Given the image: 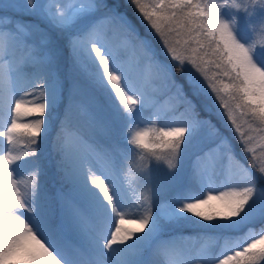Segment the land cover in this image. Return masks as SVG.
<instances>
[{
    "label": "snow or ice",
    "instance_id": "obj_1",
    "mask_svg": "<svg viewBox=\"0 0 264 264\" xmlns=\"http://www.w3.org/2000/svg\"><path fill=\"white\" fill-rule=\"evenodd\" d=\"M56 3L13 0L9 7L15 15L0 18V28L13 25L7 34L0 31V73L7 85L0 88V120L8 116L7 123L0 126V145L6 142L0 149V264H157L156 257H166L173 264L175 241L163 238L171 228L234 232L257 219L264 221V187L258 182L264 179V163L258 176L240 166L227 149L197 157L193 179L205 188V196H177L154 211L151 197L145 195L143 213L126 217L122 198L118 206L119 188L101 179L86 155L94 154L113 168L120 149L98 150L88 143L84 132L70 130V125L81 114L87 115L89 129L99 123L101 104L91 94L93 88L110 86L128 123L133 113L144 107L143 93L133 96L125 90L126 74L118 59L110 51L105 55L98 46L106 29L138 44L149 69L154 68L165 81L171 78L170 69L155 61L148 42L140 40L131 23L110 9L105 0H81L79 6L69 2L63 7H56ZM132 3L178 66L191 65L207 81L243 143L249 145L253 137L245 138L240 121L244 119L249 126L256 123L264 130V70L217 20L208 0ZM22 15L37 17L66 36L71 53L67 73L61 72L59 50L50 46L47 34L38 25L16 19ZM31 36L39 37L37 45L26 42ZM20 49H27L22 59L17 58ZM189 81L194 94L203 93L204 85L195 75L190 74ZM14 85L24 96L35 95L38 102L25 100ZM175 101L174 108H183L175 126L138 131L130 140L174 170L185 150L192 147L197 132L206 126L179 90ZM57 124L53 148L67 191L53 196L40 145ZM103 130L111 131L107 125ZM22 135L27 138L23 147ZM247 151L255 156V148L249 146ZM18 170L23 178L17 177ZM217 178L224 181L227 190L210 187ZM70 233L86 240V257L66 240ZM240 239L244 243L226 239V251L218 264H264V229L249 231ZM210 264L217 262L210 260Z\"/></svg>",
    "mask_w": 264,
    "mask_h": 264
},
{
    "label": "rangeland",
    "instance_id": "obj_2",
    "mask_svg": "<svg viewBox=\"0 0 264 264\" xmlns=\"http://www.w3.org/2000/svg\"><path fill=\"white\" fill-rule=\"evenodd\" d=\"M147 1L152 3V0ZM37 2L39 3L41 0H37ZM69 2L79 5L78 0H57L56 7L66 6ZM12 3L13 0H0V18L7 19L15 15L13 10L9 7ZM105 3L113 10L106 0ZM240 3L247 7L249 5V0H240ZM116 13L124 17L123 13ZM220 18L230 24L235 21V26L232 29L234 38L238 43L248 48L256 39V34L260 26L264 25V6L258 5L249 8L247 11L224 7L220 11ZM16 19L29 25L44 24L48 32L53 31L50 32L49 35L53 39V42L57 44V50L68 49L66 36L43 23L37 17L22 15L17 16ZM12 27L13 25H8L0 28V31L7 34ZM105 31V39L101 41L98 46L102 48L105 55H108L110 51L112 56L118 59L121 70L126 74V78L123 81L125 90L133 96L143 93L145 101L144 107L133 113V119L131 123H128L124 118L122 106H120L119 101L115 98L110 86H107L106 89L103 88L104 98L103 101H100L101 108L100 111H98L99 123L97 126L89 129L87 115L81 114L72 122L70 130L84 132L88 143L98 150L112 148L120 149V152L116 154V165L113 168L107 167L104 161L94 154L86 153V155L93 171L97 172L98 176L104 179L106 183H109L110 186L115 184V186L119 188V197L117 198L118 204L120 198L123 199V205L127 203L125 215L127 217L139 216L143 213L144 207L146 206L144 203L145 196L134 185L132 173L136 171L137 175L146 176L156 169H153L154 167L151 168L152 164L148 162L151 151L141 149L144 154L138 156L137 151H139V149L130 143L131 137L138 131H152L160 127L175 126L178 122L180 113L183 111L182 107L178 108V110L174 108L176 104L175 94L178 90L185 97H188V93L195 95V98L191 96L192 98L188 97L187 99H189L195 107L197 104L194 102H199L201 106H203L204 112H212L214 114L215 112L219 113V111L213 103L208 104L207 101L205 104V96L203 93L210 91V88H208L206 84L204 85L203 93L196 95L192 92L189 82V87L184 83H178L179 77H183L185 72L181 67H179L177 71L174 69V65L177 64L176 61L172 59L171 62H166L157 57L153 48L150 46L155 61L159 64L168 66L170 69L171 78L165 81L155 73L154 68L151 70L149 69V62L138 44L127 41L123 34L115 30L106 29ZM136 34L140 40L146 41L139 33ZM26 42L30 46L37 45L39 43V37H28ZM50 46L55 49L52 44H50ZM26 55L27 49H20L17 53V58L22 59ZM250 55L253 62L257 63V66L264 70V47L257 46L254 51H250ZM5 63H7V58L5 59ZM27 67L30 66H26V68ZM190 74L196 76V74L192 72ZM190 74L187 76L188 79ZM200 82L202 83V81ZM13 87H16V85ZM28 90L33 91L31 88ZM16 91H20L19 86ZM20 92L23 93L22 91ZM25 97L30 102H38L35 95H28ZM218 104H220V102H218ZM60 112H63V108L60 109ZM204 115L205 116L200 120L204 122L206 126L197 132L196 140H193V147L185 156V160H183L185 161L184 165L180 168L175 177L167 183L168 190L172 191V193L161 190L162 188L156 185V177L150 176L149 179H147L149 180L147 188L151 192V196L155 199L163 200L157 203L151 202L154 211L157 206L167 203L177 196L196 198L203 197L207 194L205 188L193 179L194 165L197 157L203 152L223 151L227 149L228 153L233 156L240 166L259 176V166L264 163V130L258 128L255 123L249 126L248 123H245L244 119H241L240 123L242 125V131L245 132V138L249 135L253 137L250 144L246 146L238 133L239 142L234 140L236 136L234 133H232V135L229 134L228 122L231 121L229 119L228 122L221 120L225 119L224 115L219 120L220 126H216V122H211L210 124L209 116L206 114ZM7 120L8 116L5 114L3 120H0V126L7 123ZM103 125H107L111 131L106 133L103 130ZM232 127L235 129L234 126ZM225 128L228 130H225ZM58 130L59 125L57 124L56 129L48 137L50 139L56 138V131ZM26 139L27 138L23 135L20 137L21 147L24 146ZM54 143L45 140V142L40 145V153L41 160L46 166L48 173V189L53 196H57L61 191H67V185L63 184L61 180V173L57 166L58 156L53 148ZM5 145L6 142L4 145H0V149ZM249 146L255 148V156L247 151V147ZM238 148H240V150ZM127 152H130L129 158ZM141 157H143V159H141ZM145 165L147 166L146 171L144 170ZM253 165H255V167H253ZM158 171H160V169H158ZM236 174H239L238 168L236 169ZM16 175L19 178H23L20 170L17 171ZM258 182L260 187H264V179H260ZM210 187L217 190H227V185L219 178L215 179ZM162 192L167 193L169 196L162 199L160 196ZM114 219L116 218L113 215V223ZM192 219L197 218L192 217ZM201 223L203 222L201 221ZM262 229H264V221L257 219L254 223L234 232H221L211 228L200 229L190 226L182 228L174 227L169 229L164 234L163 238L175 241L176 248L171 257L173 264H177V260H181V263L178 264H210V260H215L218 264V261L223 258V254L226 251V239L233 241L240 240L241 243H244L240 238L246 237L249 231L258 233ZM111 231L114 230H110L109 233ZM66 240L74 248L79 249L85 257L87 256V243L85 239L70 233L66 236ZM105 251L107 250L105 249ZM147 256L149 259L152 258L151 251L147 253ZM175 256L177 257L175 258Z\"/></svg>",
    "mask_w": 264,
    "mask_h": 264
},
{
    "label": "trees",
    "instance_id": "obj_3",
    "mask_svg": "<svg viewBox=\"0 0 264 264\" xmlns=\"http://www.w3.org/2000/svg\"><path fill=\"white\" fill-rule=\"evenodd\" d=\"M107 2L109 3V5L115 9L117 12L123 13L126 17V19L131 23V25L133 26V28L135 29V31H137L142 38H144L145 40H147L149 42V44L154 48L156 54L163 59L166 62H171L172 58L170 57V55L167 53V49L163 44V41L160 39L159 35L151 28L150 24L147 22V20L144 19V17L142 16V14L139 12L138 8L136 7L135 4L132 3V0H107ZM39 28H41L42 32L47 34V37L49 39L50 44L53 45V47L55 49H57V44H55L53 42V39L50 37L49 33L53 32L50 31L48 32L47 27H44V24H39L38 25ZM70 51L67 50H63V49H59V67L61 72L63 73H67L69 67H70ZM181 67L184 70V75L183 77H179V79L184 82L185 85H187V87H189V79H188V74H190L191 72L193 74H196V78L199 81H202L203 85H207V81H205L203 79L202 76H200L199 73H197L195 71L194 68L191 67V65L189 64H185L183 66H178L177 64L174 65V69L177 71L178 68ZM189 82V83H188ZM92 95H94L99 101H103L104 95H103V88H93ZM205 96V104L208 101V104L213 103L215 105V107L218 109L219 113L215 112L214 114L211 113H206L204 112L203 106H201V104L198 102H194L196 103V112L198 114V118L199 120L204 117L206 114L207 116H209V121L210 124L211 122H216V126H220L219 120L220 118H222V116L224 115L225 119H221L224 120L225 122H228V118H227V114L224 110V108L222 107L221 104H218V102H220L214 93L210 91H206L205 93H203ZM195 98V95L188 93V97ZM187 97V98H188ZM189 100V99H188ZM218 101V102H217ZM100 111V109L98 110ZM183 112V111H182ZM217 114V115H216ZM209 124V125H210ZM256 124V123H255ZM256 126L258 128H260L258 126V124H256ZM228 128L230 131V135H232V133H235L236 136L234 138V140H236L237 142H239V136L236 132V130L232 127L231 122H228ZM225 130H228L227 128H225ZM49 137L46 138V140ZM51 141H54V139H50ZM196 140V136L194 141ZM194 141H191L194 142ZM193 145V144H192ZM139 149V148H138ZM137 149V150H138ZM137 155L138 156H142L144 153L141 149H139V151H137ZM185 153V152H184ZM183 156V155H182ZM148 162L151 165V168L156 169L155 171H152L150 173H148L146 176H142V175H137L136 177H134L135 182L138 184V186L140 187V189L145 193V195H148L151 197V199H153L154 197H152L150 195V192L148 191L147 187L145 186V182L147 181L146 179H149L150 176H154L155 181L157 182L158 186H162V187H166L167 186V182L168 180L178 172L179 169V165H180V161L178 162V167L177 169H169L168 165L165 161L160 160L157 161L155 156L152 154L150 157L148 158ZM158 169H160L159 175H156V172L158 171ZM161 183L162 185L158 184ZM167 193H164L162 196H165Z\"/></svg>",
    "mask_w": 264,
    "mask_h": 264
},
{
    "label": "clouds",
    "instance_id": "obj_4",
    "mask_svg": "<svg viewBox=\"0 0 264 264\" xmlns=\"http://www.w3.org/2000/svg\"><path fill=\"white\" fill-rule=\"evenodd\" d=\"M209 5L213 9L217 20L225 26V28L233 35V27L235 26V21L231 24L226 22L220 18V11L224 7H230L237 10H245L247 11L249 8H253L255 6H264V0H249V5L246 7L240 3V0H208ZM234 37V35H233ZM235 39V38H234ZM244 47L243 45H241ZM264 47V25L260 26L259 31L256 34V39L254 42L248 47H244L250 54V51H254L257 47Z\"/></svg>",
    "mask_w": 264,
    "mask_h": 264
},
{
    "label": "bare ground",
    "instance_id": "obj_5",
    "mask_svg": "<svg viewBox=\"0 0 264 264\" xmlns=\"http://www.w3.org/2000/svg\"><path fill=\"white\" fill-rule=\"evenodd\" d=\"M78 3L80 4L81 3V0H78ZM77 6H79V5H77ZM7 85H6V82L4 81V79H3V75H2V73H1V75H0V88H3V87H6ZM15 89H17L18 88V86H16V87H14ZM17 92H19V94H20V96H23V98L25 99V100H27L26 99V97L23 95V93H21L20 91H17ZM28 101V100H27ZM96 174H97V172H95ZM98 175V174H97ZM126 204L127 203H125L124 205H123V211H124V214H126ZM118 206H119V204H118ZM127 217V216H126ZM114 221H115V219H114ZM110 230H114V226H113V228H111V229H109V231ZM177 256H175V258H176ZM156 262H157V264H167V263H169V259L168 258H166V257H156ZM178 263H181V260H177V264Z\"/></svg>",
    "mask_w": 264,
    "mask_h": 264
}]
</instances>
